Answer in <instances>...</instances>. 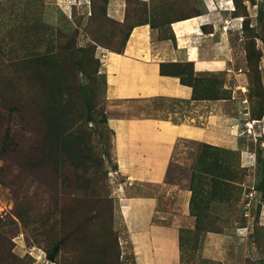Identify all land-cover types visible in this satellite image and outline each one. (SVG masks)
I'll list each match as a JSON object with an SVG mask.
<instances>
[{
	"label": "rangeland",
	"instance_id": "obj_1",
	"mask_svg": "<svg viewBox=\"0 0 264 264\" xmlns=\"http://www.w3.org/2000/svg\"><path fill=\"white\" fill-rule=\"evenodd\" d=\"M0 0V264H134L116 225L114 118L178 121L169 100L111 101L102 60L133 27L172 39L171 23L205 12L203 0ZM241 25L223 38L246 78L245 106L264 111V0H232ZM217 10H223L217 4ZM223 29V28H222ZM238 62V63H237ZM226 65L223 64V68ZM234 65H231L233 67ZM209 97L233 81L167 66ZM256 167L218 145L180 139L167 181L191 192L196 224L182 234L181 264L202 256L207 233H228L230 264H264V143ZM141 195V192H135ZM53 256V261L50 260Z\"/></svg>",
	"mask_w": 264,
	"mask_h": 264
},
{
	"label": "crops",
	"instance_id": "obj_2",
	"mask_svg": "<svg viewBox=\"0 0 264 264\" xmlns=\"http://www.w3.org/2000/svg\"><path fill=\"white\" fill-rule=\"evenodd\" d=\"M126 0H110L107 13L121 20ZM205 12L171 23L172 39L153 41L150 24L135 27L122 53L109 52L102 62L111 101L169 100L178 104V121L156 118H114V156L123 194L118 196L116 225L134 264H181L182 234L195 228L190 212L191 192L167 181L175 146L180 139L218 145L239 152L245 168L256 167L253 150L264 143V113L252 117L245 106L247 76L238 72L224 28L241 25L232 0H203ZM217 4L223 10H217ZM223 28V29H222ZM191 63L196 76L225 73L217 97L194 100V89L179 77L163 75L161 65ZM238 63V62H237ZM223 64L226 65L223 68ZM231 65H234L231 67ZM141 192V195L135 194ZM228 233H207L202 256L230 264Z\"/></svg>",
	"mask_w": 264,
	"mask_h": 264
},
{
	"label": "trees",
	"instance_id": "obj_3",
	"mask_svg": "<svg viewBox=\"0 0 264 264\" xmlns=\"http://www.w3.org/2000/svg\"><path fill=\"white\" fill-rule=\"evenodd\" d=\"M106 13H107V11H106ZM183 20H184V19H183ZM145 24H148V23H145ZM142 25H144V24H142ZM139 26H141V25H139ZM136 27H137V26H136ZM134 28H135V27H133L132 30H133ZM132 30L130 31L129 35L127 36V39H126L125 44H124V46H123V48H122V51H118V52H116V53H122V52L124 51V48H125V46H126V43H127L128 39H129V36H130ZM181 65H184V64L161 65V72H162L163 75H173V76L179 77L180 80H181V82H182L184 85H188V86L192 87V88L194 89V100H198V99H209V98L212 99L213 97H209V96L207 95V92H205V91H203V90H201V91L198 92V90H197L193 85H191L190 83L186 82L185 79L183 78L184 75L175 74V73H171V72H167V71H166V67H167V66H173V67H174V66H181ZM185 65H187V66H191L193 74L196 75V74L194 73L193 65H192L191 63H186ZM215 97H217V96H215ZM263 113H264V111H263L262 114H261L260 116H258V117H262V116H263ZM50 260L53 261V256H51Z\"/></svg>",
	"mask_w": 264,
	"mask_h": 264
}]
</instances>
